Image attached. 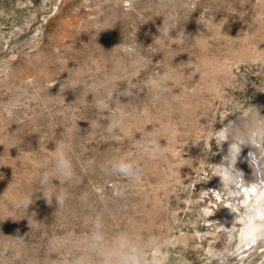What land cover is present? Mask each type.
<instances>
[{
	"label": "rangeland",
	"instance_id": "374dc122",
	"mask_svg": "<svg viewBox=\"0 0 264 264\" xmlns=\"http://www.w3.org/2000/svg\"><path fill=\"white\" fill-rule=\"evenodd\" d=\"M259 119L264 0H0V264H101L125 234L149 264H212L235 213L212 223L202 194L223 133ZM61 144L71 180L54 174ZM121 158L136 179L113 171ZM241 246L227 264H264V244Z\"/></svg>",
	"mask_w": 264,
	"mask_h": 264
},
{
	"label": "bare ground",
	"instance_id": "6f19581e",
	"mask_svg": "<svg viewBox=\"0 0 264 264\" xmlns=\"http://www.w3.org/2000/svg\"><path fill=\"white\" fill-rule=\"evenodd\" d=\"M233 122L236 123L237 120L230 119L228 123L231 125ZM249 130V133L246 132ZM239 132L240 135H238ZM230 133L228 144L229 132L226 130L221 136L220 142L226 153L224 154L222 151L219 154L215 170L217 180L206 188L201 199V205L212 223L218 222L217 220L221 217L219 212L224 207L225 211L235 213L234 215H226V218L230 219L228 222L230 224H223L224 230H228L231 235L230 247L223 255H218L217 260L212 264H227L231 260H235L229 254L235 253V248L242 244L243 246L246 245L247 248L250 247L252 251L245 250V252L251 257L254 256L257 247L264 244V120L259 119L255 124L250 121L248 126H243L240 130L232 128ZM256 161L259 167L255 164ZM256 166L260 170L257 171ZM252 175L258 177L257 186H253L255 182L251 183ZM226 188L228 193L223 194L222 190ZM227 195L228 199L226 200L224 196ZM224 202L225 204H223ZM197 239L203 241L200 237ZM180 240L186 246L190 243L191 238L186 236ZM199 247H201L200 244ZM204 248L206 251L212 249L208 243H204ZM241 248L238 247L237 249ZM261 258H264V252ZM245 260L241 256L236 264H242ZM251 261L246 262V264L255 262Z\"/></svg>",
	"mask_w": 264,
	"mask_h": 264
},
{
	"label": "clouds",
	"instance_id": "9594fccd",
	"mask_svg": "<svg viewBox=\"0 0 264 264\" xmlns=\"http://www.w3.org/2000/svg\"><path fill=\"white\" fill-rule=\"evenodd\" d=\"M123 116L124 113L122 111H118L117 118L114 123L110 125L108 130L112 131L113 127H120ZM143 150L150 156L162 154L160 144L155 137L152 136H149L145 142ZM54 161V174L62 177L64 180H71L74 176V169L65 145L61 144L56 148ZM111 167L115 173L130 179H136L140 171L139 167H137V162L129 158H121ZM48 179L49 177L46 173L43 180L45 189L47 188ZM42 194L46 202L49 203L50 197L47 194V190H44ZM53 197L55 198L56 204L59 206H62L66 199V195L62 190L59 193H53ZM101 241L102 236L93 233L90 244H98ZM145 251L148 252L147 257L144 255ZM99 259L101 264H149V262L152 261V255L151 249H143L135 237L125 234L118 237L113 242L112 246L107 249Z\"/></svg>",
	"mask_w": 264,
	"mask_h": 264
}]
</instances>
